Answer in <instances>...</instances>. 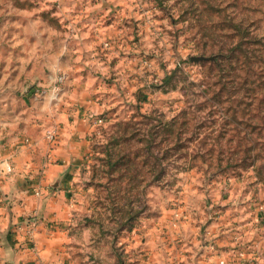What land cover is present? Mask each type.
<instances>
[{"label": "rangeland", "instance_id": "1", "mask_svg": "<svg viewBox=\"0 0 264 264\" xmlns=\"http://www.w3.org/2000/svg\"><path fill=\"white\" fill-rule=\"evenodd\" d=\"M76 2H114L111 14L125 7L116 2H131L124 15L143 18L128 23L138 33L127 40L122 63L110 37L106 52L103 44L92 51L115 64L93 75L84 69L75 75H84V85L71 86L77 98L107 95L116 112L107 121L106 112L97 113L104 122L82 174L91 212L78 219L86 228L73 264H198L184 257L193 228L217 222L208 210L217 191L211 178L255 177L264 192V0H0L3 112L31 90L29 103L44 98L51 87L40 85L47 82L40 75L65 81L47 64L71 66L64 51L73 47L68 15L80 9ZM200 56L214 59L192 60ZM214 197L216 211L223 199ZM241 212L228 220L249 224ZM240 249L230 259L262 254L256 245Z\"/></svg>", "mask_w": 264, "mask_h": 264}, {"label": "crops", "instance_id": "2", "mask_svg": "<svg viewBox=\"0 0 264 264\" xmlns=\"http://www.w3.org/2000/svg\"><path fill=\"white\" fill-rule=\"evenodd\" d=\"M76 3L81 4L80 11L70 13L67 10L73 29L70 35L73 47L67 46L64 53L71 54V66H64L58 60L47 64L53 76L65 77L62 86L58 84L55 88L56 83L40 75L47 81L40 85L51 87L44 98L29 103L27 96L34 93L31 90L19 98L17 104L13 101L4 108L5 113L0 109V264H73V249L79 246L78 232L86 228L79 225L78 219L91 212L90 192L82 188V174H86L93 144L100 131L96 133L84 115L89 111L96 115L106 112L103 116L107 121L116 112L108 103L107 95L98 102L92 101L91 97L77 98L71 86L84 85V75L80 73L81 77L76 78V73L85 69L93 75L92 72H101L115 64L106 59L108 54L101 56L99 52L92 51L97 45H104L110 37L118 41L117 50L112 52L120 60L116 64L122 63L121 54L129 47L127 40L137 37L138 33L131 30L128 23L136 24L135 21L140 22L143 16L124 15L127 8L134 7L131 2H116L117 5H125L116 14H111L114 2H96L93 5L86 2L84 6L83 2ZM85 7L91 13L87 14ZM140 33L143 35L144 32L141 30ZM103 47L102 52H106L108 48ZM23 101L28 104L23 105ZM52 128L58 132V140L54 144L46 138V132ZM10 159L14 169L7 173L6 162ZM259 184L257 178L244 175L232 182L221 176L211 178L210 186L217 191L209 196L213 199H210L212 203L208 210L210 214L216 213L218 219L216 223L207 225L204 231L203 228L200 232L199 228H193L194 237L188 241L191 252L184 261L220 264L225 260L227 264H264V192ZM37 189L39 195L36 194ZM216 195L223 201L220 200L222 206L216 207L215 211L213 200ZM223 206L227 208L223 210ZM242 209L249 212V224L236 218L232 220L235 223L228 220L229 215H238ZM33 216L39 219V227L32 247L26 243L24 225ZM255 245L261 248L262 254L252 256L245 253L246 258L230 259L232 251L236 253L242 250L240 248L251 250Z\"/></svg>", "mask_w": 264, "mask_h": 264}, {"label": "built area", "instance_id": "3", "mask_svg": "<svg viewBox=\"0 0 264 264\" xmlns=\"http://www.w3.org/2000/svg\"><path fill=\"white\" fill-rule=\"evenodd\" d=\"M109 43L105 42L104 46L105 47H109ZM63 82V77H59V79L57 80V83L55 84V88H58V84ZM96 114H92V115H88L86 116V118L88 119V121H90V123L96 128H98L103 122L104 119L99 117V116H95ZM46 138L48 140L49 143L54 144L56 143L57 139H58V132L56 129L52 128L50 130H48L46 132ZM13 164L11 162V159L8 160L6 162V172L7 173H11L13 172ZM229 181H231V179H229ZM36 194L39 195L40 191L37 189ZM24 230L26 231V243H28V245H32V247L34 246V238H35V234L37 232V229L39 227V220L37 217L33 216L30 217L26 220L25 225H24ZM240 256L244 257L245 253L241 252L239 253ZM220 264H227V262L225 260L221 261Z\"/></svg>", "mask_w": 264, "mask_h": 264}, {"label": "trees", "instance_id": "4", "mask_svg": "<svg viewBox=\"0 0 264 264\" xmlns=\"http://www.w3.org/2000/svg\"><path fill=\"white\" fill-rule=\"evenodd\" d=\"M144 117H149V116H144ZM173 126H175L174 124H171V128L173 127ZM107 156H108V163H109V165L111 166V167H116V165H118V163L120 162L119 160H116L115 162H114V157H113V154L111 153V152H108L107 153ZM214 174V173H213ZM214 175H216V174H214Z\"/></svg>", "mask_w": 264, "mask_h": 264}, {"label": "water", "instance_id": "5", "mask_svg": "<svg viewBox=\"0 0 264 264\" xmlns=\"http://www.w3.org/2000/svg\"><path fill=\"white\" fill-rule=\"evenodd\" d=\"M214 57H205V56H200V57H193L192 60L195 62H200V61H206V60H213Z\"/></svg>", "mask_w": 264, "mask_h": 264}]
</instances>
